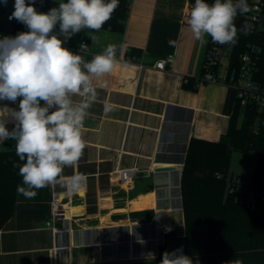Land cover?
Segmentation results:
<instances>
[{"label":"crops","instance_id":"1","mask_svg":"<svg viewBox=\"0 0 264 264\" xmlns=\"http://www.w3.org/2000/svg\"><path fill=\"white\" fill-rule=\"evenodd\" d=\"M194 3L131 0L123 31L79 33L90 38L88 50L81 53L85 60L109 44L117 46L119 60L111 74L94 79L98 99L83 129L86 148L77 165L64 170L65 177L86 174L87 184L71 194L53 184L38 190L33 199L16 192L13 216L0 230V264H55L57 246L67 247L58 251L61 263L105 264L126 259L127 253L108 248L114 244L104 241L112 232L144 225L148 239L141 248L131 246L129 258L147 259V253L158 255L162 245L167 251L166 227L184 233V214L177 201L178 171L183 172L192 139L217 142L227 132L237 101L236 91L228 85L202 82L195 86L203 74L210 37L202 44L188 27ZM169 40L175 45L169 46ZM65 46L75 52V47ZM129 48L142 54L131 56ZM168 54L175 55L173 67L156 70L154 64ZM223 57L226 60L224 53ZM105 103L114 110L105 113ZM3 106L18 109V101H0ZM8 127L11 130L13 125ZM14 145L13 140L5 141L0 151H14ZM127 169L133 170V176L124 184L120 175ZM244 189L238 191L245 193ZM55 192L64 204L60 215L69 219L68 231L57 236L47 226ZM55 226L64 224L59 221Z\"/></svg>","mask_w":264,"mask_h":264},{"label":"clouds","instance_id":"2","mask_svg":"<svg viewBox=\"0 0 264 264\" xmlns=\"http://www.w3.org/2000/svg\"><path fill=\"white\" fill-rule=\"evenodd\" d=\"M0 3L7 6L8 0ZM13 7L9 20L22 23L28 31L0 38V101H18V109L0 107V144L15 141V153L22 162L14 164L22 177L17 194L33 199L38 190L53 184L69 194L79 192L88 176L77 173L65 177L64 170L75 167L86 148L83 129L98 99L93 81L111 74L119 60L113 44L90 61L81 55L88 50L86 44L79 52L65 45L83 30L99 32L111 20L119 0H63L47 12L37 11L35 0H15ZM249 11L247 0H214L211 4L195 0L187 24L195 40L207 43V36L230 50L238 42V31L248 35L253 30L249 23L239 30L235 24L238 14ZM168 44L174 46L175 41ZM113 110L105 103V113ZM9 124L13 125L11 130ZM149 257L155 259L153 253H147ZM160 264L200 262L180 247L165 251Z\"/></svg>","mask_w":264,"mask_h":264},{"label":"trees","instance_id":"3","mask_svg":"<svg viewBox=\"0 0 264 264\" xmlns=\"http://www.w3.org/2000/svg\"><path fill=\"white\" fill-rule=\"evenodd\" d=\"M53 2L35 0V7L37 11L44 12L50 9ZM247 2L251 11V0ZM130 3L131 0H119V7L102 29L123 31ZM4 11L5 5L0 3V12ZM250 11L238 14L235 20L238 30L245 23L251 24L247 18ZM17 27L22 30L18 21ZM89 40L85 35L77 34L66 44L76 47ZM211 42L210 38L209 44ZM251 44L264 48V31L248 35L238 31V42L230 54L231 69L239 68L241 56ZM127 53L136 56L142 51L129 48ZM255 79L264 85V49ZM194 83L197 86L199 81ZM241 115L244 118L239 126ZM235 151L250 153L257 158L253 181L259 188H264V111L254 105L243 108L239 101L235 103L228 130L219 141L191 140L181 177L185 231L179 233L174 227L164 229L165 236L183 239L186 245L184 254L198 258L200 264H234L237 260L243 264H264V219L247 206L245 193L228 192L227 178L234 177L229 176V169ZM18 163L22 162L15 150L0 151V230L14 213L17 185L22 183L18 168L14 167ZM161 249H164L163 245L158 258L118 264H160L163 256Z\"/></svg>","mask_w":264,"mask_h":264},{"label":"built area","instance_id":"4","mask_svg":"<svg viewBox=\"0 0 264 264\" xmlns=\"http://www.w3.org/2000/svg\"><path fill=\"white\" fill-rule=\"evenodd\" d=\"M251 11L247 15L250 20L253 30L251 33H259L264 31V2L263 0H251ZM4 12H0V38L5 36L15 37L20 32H25L28 30H19L17 27V21L15 19L9 20V16L12 12H7L5 14L4 20L1 19ZM86 44L83 41L78 47H75V52H79L81 45ZM88 49V45H87ZM263 47L258 44H251L248 46L246 52L241 56V63L238 69H231L230 57L224 60L223 57V45L214 44L211 42L209 44L205 62H204V72L199 80V83H222L228 85L236 91L237 101L240 102L241 106L244 108L248 105H254L258 109L264 111V85L260 84L255 79L256 71L258 70V62L263 52ZM227 61V62H226ZM175 63V55L168 54L164 58L158 60L154 64V68L159 71H166L168 68H172ZM133 176V170L127 169L121 171V182L127 183L129 179ZM182 177V176H181ZM179 178V172H178ZM178 180V196L177 201L179 202V209L183 210L182 204V194H181V182ZM264 181V179H263ZM228 192L234 193L239 190V188H250L252 190V196L247 202V206L252 210L256 211L258 206L264 205V188H259L254 182L249 186V182L246 179H240L233 177L227 178ZM63 200L59 193L55 192L52 199V214L51 218L47 221V226L51 227L52 232L55 236L61 235L68 231V227L65 223L69 221L68 218L60 215L63 210ZM62 222L64 226L56 227V222ZM157 238V243L160 240ZM67 247H56V260L55 264H71L70 261L64 263L58 260V251L66 249ZM159 256L156 255L155 258ZM98 263V262H96ZM102 264V263H98ZM104 264V263H103Z\"/></svg>","mask_w":264,"mask_h":264},{"label":"rangeland","instance_id":"5","mask_svg":"<svg viewBox=\"0 0 264 264\" xmlns=\"http://www.w3.org/2000/svg\"><path fill=\"white\" fill-rule=\"evenodd\" d=\"M55 1V0H54ZM54 6H58L56 2H53ZM14 2H11L8 0L7 6H5V11L1 17L2 20L5 18V14L9 11H14ZM232 51V47L229 50L228 45H223V53L227 57L226 59L228 60L230 57ZM227 62V61H226ZM243 115L240 116L238 119V125L240 126L243 121ZM256 163H257V158L250 154V153H241V152H233L232 158H231V163H230V169H229V176H234L236 178L240 179H246L249 183L252 182L254 179V173H255V168H256ZM240 189V188H239ZM246 193V197L244 200L246 202H249L251 196H252V190L249 188L244 189ZM256 214L258 216H262L264 219V206H258L256 208ZM8 216V213H7ZM166 244H167V251L172 252L176 250L177 248L183 247V251L185 253V241L183 239H177L172 236H167L166 237ZM165 251L164 249H161V254H163ZM158 258V257H157Z\"/></svg>","mask_w":264,"mask_h":264},{"label":"water","instance_id":"6","mask_svg":"<svg viewBox=\"0 0 264 264\" xmlns=\"http://www.w3.org/2000/svg\"><path fill=\"white\" fill-rule=\"evenodd\" d=\"M164 171H169V170H158V172H164ZM179 172V179L181 182V176H182V171ZM148 227L147 225L144 226H137L133 228H126V229H120L121 233H114L112 232L111 235L106 238L104 241L105 243L108 244H114V245H109L108 248L116 247L118 250H121L124 253H127V258L126 259H120V260H114V261H109L106 262L105 264H118V263H125V262H135V261H146V260H151V259H133L129 258V252L132 246V249H137L141 248L144 246V243L141 241H144L148 239L146 235L143 232V228ZM124 231V234H122V231ZM96 243V242H95ZM93 264H98V263H93Z\"/></svg>","mask_w":264,"mask_h":264},{"label":"bare ground","instance_id":"7","mask_svg":"<svg viewBox=\"0 0 264 264\" xmlns=\"http://www.w3.org/2000/svg\"><path fill=\"white\" fill-rule=\"evenodd\" d=\"M155 255V254H154Z\"/></svg>","mask_w":264,"mask_h":264}]
</instances>
